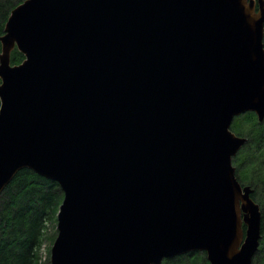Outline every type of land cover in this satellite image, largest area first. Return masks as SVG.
Returning a JSON list of instances; mask_svg holds the SVG:
<instances>
[{"label":"water","instance_id":"obj_1","mask_svg":"<svg viewBox=\"0 0 264 264\" xmlns=\"http://www.w3.org/2000/svg\"><path fill=\"white\" fill-rule=\"evenodd\" d=\"M0 43V194L59 183L50 264H253L231 127L264 121V0H24Z\"/></svg>","mask_w":264,"mask_h":264},{"label":"trees","instance_id":"obj_2","mask_svg":"<svg viewBox=\"0 0 264 264\" xmlns=\"http://www.w3.org/2000/svg\"><path fill=\"white\" fill-rule=\"evenodd\" d=\"M24 0H0V36L12 10ZM1 52V43H0ZM17 48L11 53L12 64L23 61ZM246 124L245 126H242ZM241 127H247L246 130ZM232 129L247 142L233 158L237 176L243 185L253 188L252 196L264 209V121L249 111L235 117ZM10 194V205L5 195ZM64 192L55 180L29 168L17 172L0 194V264H50V253L42 260L41 247L49 238L48 229L55 225L51 243L58 235L57 222ZM264 212V211H263ZM162 264H210L205 251L166 258ZM253 264H264V236Z\"/></svg>","mask_w":264,"mask_h":264},{"label":"rangeland","instance_id":"obj_3","mask_svg":"<svg viewBox=\"0 0 264 264\" xmlns=\"http://www.w3.org/2000/svg\"><path fill=\"white\" fill-rule=\"evenodd\" d=\"M12 63V62H11ZM235 119V118H234ZM234 121V120H233ZM233 124V123H232ZM246 124H243L242 126H245ZM242 129H244V130H246V128L247 127H241ZM237 134V133H236ZM239 135V134H238ZM234 160V159H233ZM234 164V163H233ZM10 194H7V195H5V200H7V202H9L10 203V205L12 204V201H13V199H12V197L11 196H9ZM260 208H261V211H262V214H263V231H262V238H261V242H260V245H261V243H262V240H263V236H264V209L261 207V205H260ZM54 232H55V225L53 224H51L50 226H49V229H48V235H47V237L49 236V238L43 243V245H42V247H41V255H42V257H43V259L42 260H46L47 258H48V254L50 253L51 254V247H52V245H53V243H51V241L49 240L50 239V236L52 235V234H54Z\"/></svg>","mask_w":264,"mask_h":264}]
</instances>
